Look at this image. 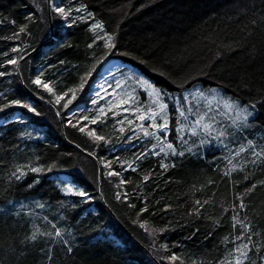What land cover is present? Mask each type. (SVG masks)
Segmentation results:
<instances>
[{
  "label": "trees",
  "instance_id": "16d2710c",
  "mask_svg": "<svg viewBox=\"0 0 264 264\" xmlns=\"http://www.w3.org/2000/svg\"><path fill=\"white\" fill-rule=\"evenodd\" d=\"M0 109V264H264V0H0Z\"/></svg>",
  "mask_w": 264,
  "mask_h": 264
},
{
  "label": "rangeland",
  "instance_id": "374dc122",
  "mask_svg": "<svg viewBox=\"0 0 264 264\" xmlns=\"http://www.w3.org/2000/svg\"><path fill=\"white\" fill-rule=\"evenodd\" d=\"M120 67H122V65L119 62H115V61L110 62L104 68L103 77L106 74H108L110 71H114ZM127 75L129 77V79H131L133 82H136V80L139 78L137 83L141 87H143L144 89H148L146 87L144 77L138 71L130 68L129 71L127 72ZM104 81H105L104 88H107L106 79ZM119 84H120V86H124L125 82H123V80H120ZM107 91L108 90L105 89V92H107ZM151 91H152V89H148V93H150ZM107 93H112V92L108 91ZM151 96H153L154 99L159 102V99L154 94ZM191 103L193 104V109L195 111H197V113H199V115H200L199 117H202V118L215 117V121L217 122L219 120V118H216L217 116L212 111V108H214L215 110L220 112L222 114V116H224L226 119H228L229 122L231 124H233L234 126H236L238 129L247 125L249 123V121H251L252 118L255 116V113L253 110H251L250 108H248L246 106H241L237 101H234L230 97L224 95L222 93V91H220L219 89L218 90L213 89L207 93H204V92L193 93L191 95V97L187 100V104L190 105V109H192ZM203 104H205V106H203ZM229 104L234 105V107H232V108L227 107V105H229ZM157 108L158 109H156L155 111H156V113H159V114L166 110V108H164L163 111H161L160 105ZM241 109H246L248 113H251V115L248 116L246 121L242 120L241 118H238V116H237L238 111H240ZM151 113H152L151 118H153L154 115H156V114L154 111H152ZM167 113H168V108H167ZM209 124H212V123L209 122ZM212 132L215 134H220L221 130H219L218 128H216V129L212 128ZM215 137L216 136H213V138H215Z\"/></svg>",
  "mask_w": 264,
  "mask_h": 264
},
{
  "label": "snow or ice",
  "instance_id": "6c2138e0",
  "mask_svg": "<svg viewBox=\"0 0 264 264\" xmlns=\"http://www.w3.org/2000/svg\"><path fill=\"white\" fill-rule=\"evenodd\" d=\"M56 10H57L59 13L64 14V9H63V8L57 7ZM95 27H97V28H102V25L97 24V25H95ZM21 31H24V29H21ZM111 40H112V37L109 36V37H108V41L110 42ZM106 46L111 47V46H113V45H111V43H108ZM11 63L15 64L16 61L13 60V61H11ZM36 82H37V83H40L39 80H37ZM44 86H45L46 88L48 87L47 84H45ZM80 87H81V88L83 87V83L81 84ZM146 87H147L148 89H152V91L149 93L150 95H153V94H154L157 98L159 97V92H157L155 89H153V88H152V85H151L150 83L147 84ZM57 99L59 100L60 97H58ZM70 102H71V101H69V103H70ZM65 106H67V105H65ZM165 107H166V105L161 104V105H160V109H161V111H163V109H164ZM227 107L232 108V107H234V105L229 104V105H227ZM0 110H2V109H0ZM31 110H32V109L30 108L29 111H31ZM100 111L103 112V109H101ZM181 115L183 116L184 113L181 112ZM249 115H251V113H248L246 109H241V110L238 111V113H237L238 118H241V119L244 120V121L247 120V118H248ZM85 118H87V117H85ZM139 118H140V119H144L143 116H141V117H139ZM202 120H203V118L201 117L200 119H198V120L196 121L197 126H200V125H201ZM92 122L95 123L96 121L93 120ZM153 126L159 128V129H165V128H167V120L165 119L164 123L161 124V125H155V124H153ZM202 127H203V129H204V131H205L206 133L211 134V132H210L211 125H209V124H203ZM80 130L83 131L84 129H80ZM121 131H123V129H121ZM144 132H145V135H146V136L149 135V133L147 132L146 129L144 130ZM192 134H193V135H196V134H197L195 128L192 129ZM90 135H91V133H90ZM152 135L155 136L156 133H152ZM220 135H223V133L221 132ZM96 139L99 140V139H103V138H102V137H96ZM157 139H159V137H157ZM167 148H168V149H172V145H171V144H167ZM161 151H164V148H163V147L161 148ZM241 151H243V149H241ZM173 154H175V150H174V149H173ZM180 154L182 155L183 153H180ZM257 155H260V154L257 153ZM110 174H115V173H110ZM145 179H147V177H145ZM253 188H254V186L250 187V188L248 189V192H251V191L253 190ZM69 191H71V189H69ZM79 195L83 196L84 193L81 192V193H79ZM197 203H199V202H197ZM240 207L243 208L244 205L241 204ZM145 210H146V209H145ZM234 219H235V218H234ZM142 227H143V225H142ZM59 234H60V233L57 232V235H59ZM32 238L35 239V234L33 235ZM238 239H239V237H238ZM247 247H248V246H247L246 244H244V245H240V246H238L237 249L235 250L237 253H239V256L236 258V264H243V261H242V259H240V257H243V258H245V259L247 258V251H246ZM173 259H175V257H173Z\"/></svg>",
  "mask_w": 264,
  "mask_h": 264
}]
</instances>
